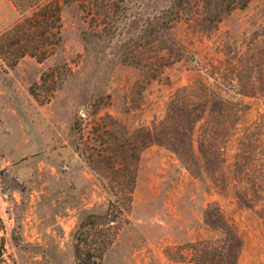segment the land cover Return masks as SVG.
<instances>
[{"label": "rangeland", "instance_id": "374dc122", "mask_svg": "<svg viewBox=\"0 0 264 264\" xmlns=\"http://www.w3.org/2000/svg\"><path fill=\"white\" fill-rule=\"evenodd\" d=\"M59 1L50 54L10 64L23 15L0 0V264H77L79 223L105 215L110 198L76 151L77 122L85 138L104 114L147 146L130 204L100 236L111 240L101 264H196L191 245L221 239L220 215L239 235L236 264H264V0L209 31L165 28L157 16L172 0H126L98 26ZM202 83L228 100L223 116L191 95ZM218 121L236 124L233 135L206 138Z\"/></svg>", "mask_w": 264, "mask_h": 264}, {"label": "trees", "instance_id": "16d2710c", "mask_svg": "<svg viewBox=\"0 0 264 264\" xmlns=\"http://www.w3.org/2000/svg\"><path fill=\"white\" fill-rule=\"evenodd\" d=\"M11 1L21 12L23 19L17 24V27L21 29L17 28L16 31V57L10 60V64L25 54L34 56L38 61L43 60L52 51L50 42L52 28L59 30L61 27L60 1ZM71 1L79 3L83 12L89 14L97 26L106 24L110 16L126 9L123 6L126 0ZM249 2L250 0H172L170 6L157 18L161 19L165 28H171L177 22L188 20L196 22L201 31H209L216 28L217 23L231 10L244 8ZM193 89L191 95L197 98L199 103L202 102L204 113L216 111L215 107L213 109L209 107L213 101L217 102L221 116L230 109L226 107L228 100L220 92L215 94L216 98H210L208 92L213 93V89L206 83ZM235 125L225 121L215 122L208 130L206 138L217 130L216 127L222 130V138L232 136V132L236 130ZM81 130V122H77L80 141L75 146L76 151L101 181V185L110 198L105 215L90 214L87 222L83 220L79 223L75 232L74 255L77 264H101L105 247L111 240L109 237L101 239L100 236L103 235L102 231H105V228L110 229L109 226L121 214L124 205H129L131 202L136 182V163L142 149L147 146V135L138 131H130L111 114L94 116L85 138ZM247 136L248 133H244L242 139L246 141ZM190 142L193 144L192 138ZM191 143L190 150L192 149ZM168 144L184 159V155L174 143ZM241 144L244 143L241 142ZM255 187L259 185L255 184ZM220 219L221 239L214 242L204 239L192 243L196 264H236L240 247L239 235L235 226L229 223L223 215H220ZM3 231L4 223L0 217V258L4 252ZM88 244L89 247H87Z\"/></svg>", "mask_w": 264, "mask_h": 264}]
</instances>
